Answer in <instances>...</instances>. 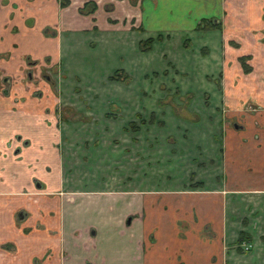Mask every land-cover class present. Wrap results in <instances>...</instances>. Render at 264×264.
Segmentation results:
<instances>
[{
	"label": "crops",
	"instance_id": "crops-1",
	"mask_svg": "<svg viewBox=\"0 0 264 264\" xmlns=\"http://www.w3.org/2000/svg\"><path fill=\"white\" fill-rule=\"evenodd\" d=\"M67 1L65 7L59 8L57 0H6L5 4L0 5V53H3L4 49H14L13 51L18 50V53L31 54L33 57L48 56L51 63L56 64L62 55L63 39L64 50H91L90 53H84L83 57L90 54L89 61L96 64L93 66L94 70L100 67V70L106 72L113 69L112 65L109 70L106 66L108 59L112 57V48H119L117 44L133 48L141 36L160 37L169 41L177 34L186 35L190 44L188 36L193 31L209 27H202L198 20L211 21L212 17H215L212 23H216L215 27L219 29L217 31L220 35V47L224 37L228 36V32L224 33L223 24L233 9V1L236 2ZM14 3L16 5L12 9ZM235 4L242 6V3ZM11 11L13 15L10 20L8 15H11ZM26 15H30L37 25L48 26L54 30L47 37L39 34L24 25L23 19H27ZM12 22L16 29L19 28L18 32L10 31L5 34L8 24L11 25ZM250 24L247 23L245 29L250 28ZM246 30L251 33V29ZM62 32H70L72 35L63 38ZM87 41L108 48L106 54L94 53ZM35 50L37 52H33ZM206 50L208 51V48ZM5 65L18 71L24 66L21 57L15 64ZM93 73L98 75V72ZM13 87L14 91L21 89L18 84ZM24 88V93L0 96V264H264V141L253 139L255 132L259 136L264 135L262 129L252 128L250 136L242 139L245 134L243 131H227L225 125L223 126V140L219 145L211 142L207 146L213 149V152L219 150L217 163L220 168L217 165L216 174L220 177L217 178L215 186L187 188L169 184L165 188L146 189L143 185L141 189L147 177L151 180L158 177L157 173L160 176V172H151L148 176L138 172L133 176L134 173H130L127 166L115 177L114 166L111 171L110 168L91 169L93 174H90L87 180L105 172V176L119 181L130 182L132 176H137L138 180L137 184H127V187L107 191L122 193V198L106 201L103 198L101 205L94 209L95 220L78 224L76 219H69L67 203L75 202V193L79 191L69 188L68 185L86 179L85 173L81 175L80 172L81 176L77 172L66 173L65 170L62 171V167L72 162L68 150L71 142H76L68 134L79 133L82 127H74L73 123L68 125L66 112L60 107L55 109V104L49 102V97L39 100L31 97L29 86ZM14 95L23 99L13 102L11 98ZM95 96H98V92L92 94L91 98ZM50 105L51 109L48 108ZM43 118L53 121V127L45 124ZM128 119H131L130 115ZM101 127L106 129L107 133L112 132L108 130V126ZM101 127H95V133L99 132ZM36 132L43 140L37 139ZM17 133L21 134L19 139L15 138ZM5 141L13 143L7 147L3 144ZM24 141L29 143L28 148L23 147L26 146L22 143ZM95 141L97 146L94 148H107L115 153L116 148L112 142L106 141L102 144L97 138ZM54 144L61 147L60 153L59 149L54 148ZM15 145L22 146L19 153L23 158L20 156L18 160L11 154ZM124 145L123 148H127ZM144 145V141L138 140L135 149L142 151ZM44 147L47 148L44 150ZM169 147L177 148L174 143ZM30 148H40L44 157L34 156ZM127 151L124 149V152ZM5 152L7 155H3ZM108 154L105 156L109 157ZM111 163L114 165V161ZM36 165L33 169L32 166ZM44 165L52 168V171L50 169L51 178L41 179L47 184L46 188L42 189L33 185L32 177L37 170L45 172ZM56 191L62 193L54 196L52 193ZM246 197L256 202L254 209L249 214L245 212L243 216L238 213L236 200ZM209 210L216 213V224L212 225L207 220ZM134 212L143 213L145 225H138L131 238H124L123 231L127 225H124L123 217ZM229 213L239 217L236 219L238 226L234 225V238L228 234L231 229ZM118 228H122L121 235L117 232ZM96 229L100 235L93 240ZM240 231H244L245 239L237 243ZM148 234H153L152 240L148 239ZM7 243L11 246L4 247ZM136 252L139 254L138 259L135 257Z\"/></svg>",
	"mask_w": 264,
	"mask_h": 264
},
{
	"label": "rangeland",
	"instance_id": "rangeland-1",
	"mask_svg": "<svg viewBox=\"0 0 264 264\" xmlns=\"http://www.w3.org/2000/svg\"><path fill=\"white\" fill-rule=\"evenodd\" d=\"M4 1L6 0H2ZM235 1L222 27L224 33L228 32V36L224 37L220 47L219 29L214 26L193 31L188 36L190 44L184 34H177L169 41L152 37L154 39L150 47L142 50L143 41H139L150 37L141 36L133 48L119 44V48H112V57L108 59L107 66L105 63L104 65L108 70L112 65L113 69L106 72L100 70V67L94 70L93 66L96 64L89 61L90 54L83 57L84 53H90L91 50H64L63 39L62 55L57 64L51 63L48 56L33 57L31 54L18 53V50L13 51L14 49H4L0 53L2 94L24 93V87L29 86L30 93L38 94L39 100L49 97V102L56 105L55 109L60 107L66 112L68 125L73 123L74 127H82L79 133L68 134L76 142H71L68 150L72 162L62 167V171L65 170L66 173L77 172L79 176L85 173L86 178L68 185L69 188L79 191L75 193L76 201L67 203L69 219H76L78 224L95 220L94 209L101 205L103 198L105 201L122 198V193L107 191L136 183L138 178L133 176L138 172H143V176L160 172V176L157 173L158 177L151 180L146 176L141 189L144 186L146 189L165 188L169 184L187 188L215 186L217 178L220 177L216 174L217 165L220 168L217 163L219 150L213 152L207 146L211 142L219 145L225 134L223 126L225 125L227 131H243L245 134L242 139L249 137L254 127L262 129L264 134V0H249V3L248 0ZM235 3H242V6H236ZM9 16L10 13L8 19ZM26 18L23 19L24 25L43 36H49L54 30L48 26L37 25L30 15H26ZM213 18L215 17H212L211 22H214ZM198 22L202 26H207L208 23L204 19ZM247 23H251V27L246 28L251 29V35L245 29ZM14 25L13 22L8 24V30H3L5 34L10 31L17 33L19 28L16 29ZM61 34L63 38L72 35L70 32ZM87 44L90 49L93 48L94 53L106 54L108 50L94 42L90 44L87 41ZM20 57L28 59L32 65L27 69L23 66L19 71L5 65L15 64ZM93 72H98V75ZM22 75L24 81L31 84L20 80ZM16 84L21 89L14 91L13 85ZM95 92H98V96L91 98ZM48 108L51 109V105ZM129 115L131 119H128ZM43 120L45 124L53 127V121L48 118ZM101 126H108V130L112 132H105L107 130ZM95 127H101L99 132L95 133ZM36 134L38 140H43L40 134ZM18 136L21 137V134H15L16 139H19ZM96 138L102 144L106 141L112 142L116 148L115 153L107 148H94L97 146ZM253 139L264 141V135L259 136L255 132ZM138 140L145 143L142 151L135 149ZM172 143L176 145V149L169 147ZM14 149L15 147L12 151ZM124 149L128 151L124 152ZM30 151L34 156L44 157L40 150L31 148ZM95 163L97 166H94ZM113 166L115 177L128 166L129 172L134 173V179L131 181V178L130 182L119 181L105 176V172L87 180L93 174L91 169L110 168L111 171ZM33 177L39 180L51 178L48 171L41 173L40 170ZM236 202L238 213L244 216L245 212L249 214L254 209L256 201L246 197ZM208 214L207 220L212 225L216 224V213L209 210ZM142 215L143 213L134 212L123 217L124 225H127L123 231L124 238H131L138 225H145V216ZM229 216L231 229L228 234L234 238L235 226H238L236 219L239 217L232 213ZM131 220L133 221L130 224ZM121 231L122 228H118L119 235ZM95 232L93 240L100 235L97 229ZM148 239L152 240L153 234H148ZM10 246V243L4 245ZM135 257H139L137 252Z\"/></svg>",
	"mask_w": 264,
	"mask_h": 264
},
{
	"label": "flooded vegetation",
	"instance_id": "flooded-vegetation-1",
	"mask_svg": "<svg viewBox=\"0 0 264 264\" xmlns=\"http://www.w3.org/2000/svg\"><path fill=\"white\" fill-rule=\"evenodd\" d=\"M58 1V6H59V8L61 7H65L67 4H68V1H67V4L65 5V6H60V0H57ZM6 3V1H4V2H2V0H1V2H0V5H2V4H5ZM14 6H15V4H12V9H14ZM12 15H13V12L11 11V15L9 16V19H11L12 18ZM20 59V58H19ZM21 61L23 62V64H24V66L26 67V69L29 67V66H31L32 64H31V62L30 61H28V59H24V58H21ZM57 64V63H56ZM4 77H6V76H4ZM21 78H20V80H23L24 81V75H22V76H20ZM45 79H48V77H46ZM24 82H26L27 84H29L30 82H28V81H24ZM31 84V83H30ZM41 87V86H40ZM10 94H12V93H9V94H2L1 92H0V96H4V97H7V96H9ZM30 95H31V97H34V98H37V99H39V97H37V95L38 94H32V93H30ZM20 97L21 96H17V95H14L11 99H12V101L13 102H18L19 101V99H20ZM41 98V97H40ZM41 99H45V98H41ZM47 99V98H46ZM63 114V113H62ZM59 119V118H58ZM58 119H57V121H58ZM61 120H63L64 118H60ZM60 121V120H59ZM14 141V140H13ZM13 141H5V142H3V144H5L7 147H9L10 145H12V143H13ZM14 143H15V141H14ZM23 143V145H26V146H23V147H25V148H28L29 146V143L28 144H26L27 142H22ZM31 146V145H30ZM15 147V149H14V151H12V155L14 156V159H16V160H18L19 158H20V156H21V158H23V156L19 153L20 151L19 150H21V147L22 146H18V145H15V146H13L12 148H14ZM47 147H44V150L46 149ZM54 148H56V149H59V153L61 152V147L60 146H58V145H56V144H54ZM31 149V148H30ZM13 150V149H12ZM37 150H40V148L39 149H37ZM3 155H7V153L5 152V153H3ZM23 160V159H22ZM31 167V166H30ZM37 167V165L36 166H32V168L33 169H35ZM43 168H44V171H48L49 173H50V167L49 166H47V165H44L43 166ZM52 174V173H51ZM34 178V179H33ZM32 178V180H33V184L35 183V185H37V186H40V188H46V186H47V184L46 183H43L41 180H39V179H35V177H33ZM62 192H53L52 194H54V196L55 195H60Z\"/></svg>",
	"mask_w": 264,
	"mask_h": 264
},
{
	"label": "trees",
	"instance_id": "trees-1",
	"mask_svg": "<svg viewBox=\"0 0 264 264\" xmlns=\"http://www.w3.org/2000/svg\"><path fill=\"white\" fill-rule=\"evenodd\" d=\"M66 4H67V0H60V6H65ZM205 25L202 27H207V26H209V27L214 26L215 27V24L212 23L211 21H208L207 26H205ZM152 40H153L152 38H146L145 40H140L139 43H141L143 41V43L141 44V49L142 50L148 49L152 43ZM116 74H117V72H116ZM111 78L113 79L114 77L111 76ZM243 232L244 231L239 232L238 237H237V243H239L241 240L245 239V235ZM238 248H240V247H238Z\"/></svg>",
	"mask_w": 264,
	"mask_h": 264
}]
</instances>
